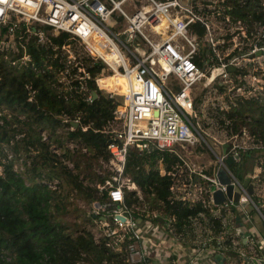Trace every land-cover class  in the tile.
Here are the masks:
<instances>
[{"label":"built area","instance_id":"built-area-1","mask_svg":"<svg viewBox=\"0 0 264 264\" xmlns=\"http://www.w3.org/2000/svg\"><path fill=\"white\" fill-rule=\"evenodd\" d=\"M108 1L111 5L106 0H0V56L14 68L29 67L36 70L29 50L30 40L35 38L38 42H48L51 47H55L52 37L62 32H68L88 55L105 63L102 75L96 77V83L104 93L118 100L114 109L117 126L113 125L110 129L114 133L108 143L110 158L101 159L102 168L109 172V176L105 181L95 182L104 198L96 199L88 206L89 213L94 215L89 229L95 240L103 242L115 252L126 253V264H204L201 260L212 264V254L227 248L225 240L229 239L231 244L228 248L233 256L244 259L242 264H254L252 258L257 261L255 264H263L259 253L252 257L249 251L243 250L241 239L235 237L233 230H213L211 217L195 219L198 225L191 231L189 229L194 225V219L190 218L186 230H178L174 215L168 219L160 211L147 208L148 204L130 205L126 192L135 190L139 195L142 192L131 174L126 172V167L132 150L147 151L156 147L173 152L183 160L177 145L187 147L208 144L219 161L217 168L213 167L212 171L211 168L200 170L203 172H199L198 177L208 180L205 188L201 182L197 183V172L191 171L187 176L183 174L179 162L168 167L160 160L164 166L162 171L160 167V172L174 177L170 186L171 204L182 201L192 206L195 203L201 207L210 206L216 214L213 215L217 217L216 221L223 217V209L234 212V208L248 215L247 221H252L249 216L251 207L264 217L254 199L256 193L251 192L246 184L251 169L244 171V178L248 180L243 181L226 162L227 156L232 155L237 160L245 151L263 149L264 143L255 142L247 129L238 132L229 130L226 140L215 136L214 141L220 147L216 151L210 142L208 125L203 121L205 102L218 99L217 103H221V94L211 95L215 90L223 93V88H228L241 93L235 97L236 102H232L231 107L238 104L241 96L258 97L264 102V65L259 68L255 62L264 55V46L252 41L249 50H241L236 54L233 53L234 49L226 51L223 43L219 42L223 41V27H218V33L213 34L210 23L213 15L207 13L208 8L214 7V11L221 10L223 13V0ZM126 2L130 5L137 2L133 12L124 6ZM193 23L210 30L203 55H198L201 53L200 41L189 35ZM123 34L127 37L123 38ZM138 35L148 42L149 50L140 46L137 52L130 46L129 41ZM182 38L190 44L189 49H186ZM109 47L112 59L103 53ZM123 48L130 53L129 57ZM62 49L68 53V61L55 83H59L60 89H63L67 82L74 87L72 82L78 81V90H87L91 72L82 60L76 58L72 43H64ZM244 59L249 61L251 68L246 63L242 64ZM201 62H206L208 68H203ZM242 66L248 67L250 73H233ZM71 69H74L72 74ZM105 70L110 72L104 73ZM68 72L69 76L66 74ZM111 74L124 76L128 81V90L121 92L118 88L109 89L101 85L99 79ZM172 74L177 75L183 83L178 90H172L168 85ZM198 87H201L199 94ZM33 97L34 92H31L30 99ZM91 97L87 95V99ZM214 108L219 115L225 116L223 118L226 121L223 122V118L220 121L227 123L228 117L223 111L230 108L220 105ZM224 144H228L226 151H223ZM262 164L263 161L258 163L260 167ZM220 171L229 176L234 190L240 192L237 201L228 197L220 204L214 202V190L225 191L228 185L219 176ZM260 171L255 166L253 172ZM245 201H250L251 205ZM148 222L156 223L160 229L145 226ZM217 227L219 229L221 226ZM255 230L264 239L253 224L247 234L248 243L255 242ZM229 234H232L230 238ZM180 243L185 249L187 246L189 258L182 259L186 250L183 252L178 247ZM156 250H160L158 257L153 253Z\"/></svg>","mask_w":264,"mask_h":264},{"label":"trees","instance_id":"trees-1","mask_svg":"<svg viewBox=\"0 0 264 264\" xmlns=\"http://www.w3.org/2000/svg\"><path fill=\"white\" fill-rule=\"evenodd\" d=\"M215 8H208L207 13L212 14ZM223 20L225 30L244 25L250 40L264 46L263 0H223ZM52 40L55 47L30 40L36 70L14 68L0 56V264H126V253L113 251L96 241L90 229L73 228L65 218L71 211H82L86 221H94V215L73 205L77 198L84 200L85 206L104 198L95 182L109 176L101 159L108 160L111 155L108 143L114 135L111 126L117 124L114 109L118 100L96 83L105 67L103 60L88 55L68 32ZM64 43H72L76 58L92 74L85 91L78 90V81L63 89L51 84L67 65ZM247 71L242 66L233 73ZM110 78L114 76L104 80ZM87 95L92 97L87 99ZM223 112L233 122L227 124L233 132L247 129L255 142L264 143V102L260 98L241 96L238 104ZM72 120H78L79 125L74 126ZM249 158L253 159L251 150L229 164L243 181L247 180L244 171L251 165L244 162ZM160 160L168 167L175 162L183 165L177 154L166 150L131 151L126 172L138 183L142 195L127 191L128 203L148 204L151 210L174 215L178 230H186L190 218L202 216L211 217V228L217 230L222 222L215 220L210 206L182 201L171 204L174 177L160 172ZM258 180L264 183V172ZM254 199L264 214V197ZM250 211L257 212L254 207ZM225 214L227 209H223V217ZM262 223L264 236V220Z\"/></svg>","mask_w":264,"mask_h":264},{"label":"rangeland","instance_id":"rangeland-1","mask_svg":"<svg viewBox=\"0 0 264 264\" xmlns=\"http://www.w3.org/2000/svg\"><path fill=\"white\" fill-rule=\"evenodd\" d=\"M134 1L135 0H129V2H134ZM139 1H143V0H139ZM129 2H126L124 4V6L128 9L129 12H133L135 10L137 2H135L134 5H130ZM106 3L108 5H111V3L108 0H106ZM212 15H213V17L211 16V18H210V23H211V27H212L211 31L213 34L216 35L218 33V27H223V22H224L223 13L221 10H218V11H213ZM229 29L230 30L227 31V29L225 30L223 27V41L222 42L219 41L220 43H223V47L226 48V51L234 49L233 53L236 54L241 50H245V51L249 50L250 49L249 48L250 43L252 41L250 40V38L248 39V37L245 38L247 35L246 34L247 29L245 28V26L244 25L243 26L232 25V27H230ZM228 33L229 34L231 33V36H229ZM234 33H235V35L233 36ZM189 35L197 38L200 41L201 53H198V55H203L204 50L206 49L204 47V44L207 41L208 37L210 36V30L207 29L206 27H200L198 24L193 23L190 26ZM182 42L184 43L186 49L190 48V44L187 42L186 39L182 38ZM78 44H79V42H78ZM129 44L137 52H139L138 47H140V46L147 49V50L150 49L148 42L145 41L141 35H138L135 39L130 40ZM78 47H80V46H78ZM123 52L129 57L130 53L125 48H123ZM112 58H113V55H111V59ZM255 62L257 64V66H259V68H261V66L264 65V55H262L260 58L256 59ZM244 63H246V66L250 67L248 60L244 59L242 61V64H244ZM104 66H105V64H104ZM201 66L205 69L208 68V64L206 62H201ZM246 66H244V67H246ZM248 67H246V68H248ZM252 69H254V66L252 67ZM108 72H110V71H106V70L104 71V73H108ZM249 73H250V71L247 74H249ZM103 78H105V77H103ZM51 84L55 88L60 89L59 83L57 84V83L53 82ZM68 84L69 83L67 82L66 85H68ZM168 85L172 90L173 89L178 90L183 86V83L177 75L172 74L169 77ZM199 90H201V87L197 88L198 94H199ZM219 94L222 95L221 103H217L218 99H211L210 101L205 102V104L203 106L204 111H205V114L203 115V121H205L208 125V131L210 134V136H209L210 142L213 145V147L216 149V151H219L220 147H219V145H217V143H216L217 141L216 142L214 141L215 136L218 138H223V140H226L227 138H229L228 131L232 130V127H227V123L230 122V124H233V122L228 118H227V123H223L222 121H220V118H223L225 116H223V114L219 115L214 107L217 105H220V106H223L224 108H230L231 103L236 102L235 97L241 95L240 92H235L233 90H229L228 88H223V93H222V91L215 90L212 92L211 95H212V97H214L215 95L219 96ZM120 97H122V95H120ZM215 101H216V103H214ZM224 115H226V114H224ZM116 126H117V124H115L114 127H116ZM222 128H223V131H222ZM73 144L74 143H70L71 146H73ZM207 146H208V144H207ZM207 146H205L203 143L193 145V146H187V147H184L182 145L176 146L177 150L180 151V153L183 157V165H181L183 168V174H187V176H188V174L191 173V171L197 172L196 173L197 174L196 179L201 180V181H197V183L201 182V185L203 186V188H205V186L207 185L208 180L204 179L201 176L198 177L199 172H203V170L202 171H200V170L203 168L204 169L208 168L210 170V168H211V171H212L213 167L217 168V163L219 161L218 156L215 154V152L212 150V148L209 146L207 147ZM254 150H256V149H253L251 151V154H254L253 153ZM257 160H259V161H257ZM260 161H263V164L261 165V167L258 165V163ZM160 162H159V165H160L161 171H162L164 169V166ZM244 163H245V165L251 164L250 169H252V170H250V172L248 173V177H249L248 183H250L251 181L254 183L256 182L255 184L257 185V188L255 189L256 191H254L256 193V196L264 197V183L259 182V180H258V178H260V175L264 172V150L258 149L257 153H255L253 155V159L249 158L248 160H245ZM186 164L189 166V168ZM211 165H212V167H211ZM255 166H256V170H262V171H260L259 173L258 172L254 173L253 171H254ZM247 169H249V167ZM191 184L194 185L193 182ZM204 193H205V191H204ZM201 198H202V196L200 195L199 200H201ZM197 201H198V199H197ZM75 202L76 203L73 206H77V207H79L83 210H87L89 212L88 206L84 205V200L77 198L75 200ZM245 202L249 203L251 205L250 201H245ZM129 204L133 205L132 203H129ZM195 204H196V206L200 205L197 203H195ZM134 205H138V204H134ZM147 208H149V206ZM239 213H240V211H238V210H237L236 214L233 211L231 212L232 216H236V217H237V215H239ZM255 214L257 215L256 218L258 220V221H256V219H255V223L258 226L261 224V227H262L263 226V223H262L263 218L260 215V212L257 211V212H255ZM164 215L168 219L171 218V215H169V214H164ZM241 216L244 217V221H246L245 222L246 227H249V225L252 226L254 224V221H247L246 217L248 215L242 214ZM249 216L252 217V215H249ZM65 218L71 223L73 228L82 227V228H88L89 229V227L91 226L90 223L92 222V221L91 222L86 221L85 214L82 211H71L69 214L65 215ZM75 221H77L78 224ZM193 222H194V225L190 227V229H189L190 231L194 230V227H196V225H198V222L195 219ZM147 225L151 226L154 229H160V226L157 225L156 223L152 224V222H148L145 226H147ZM176 225H177V223H176ZM168 227H170L169 224H168ZM257 232L258 231L255 230L256 241H257V244H258V246L261 249V252L263 254V264H264V240H263V237L260 236ZM146 242H147V240H146ZM182 243H180L178 245V247L181 250H183V252H185V250H186V253L184 255H182V259L189 258L190 254L188 253V248L186 246V249H185ZM189 248L192 252V249H193L192 245H190ZM153 253L155 255H157V257L160 256V250H156Z\"/></svg>","mask_w":264,"mask_h":264},{"label":"crops","instance_id":"crops-1","mask_svg":"<svg viewBox=\"0 0 264 264\" xmlns=\"http://www.w3.org/2000/svg\"><path fill=\"white\" fill-rule=\"evenodd\" d=\"M109 57L111 58L110 54H109ZM127 88H128V82H127ZM250 213L252 215V221H254V226H256V228L261 230V224L258 226L255 223V219H256V221H258L256 218L257 215L255 214V212L253 213L252 211H250ZM241 215H242V213H239V215H237V217L232 216L231 211L227 210V214H225L224 217H220L222 225L219 229H217V232H219L223 228V220H224L225 226H224L223 232L226 230H229V229L233 230L236 234L235 237L237 239H241V244L244 246L243 250L249 251L251 253L249 255H251L252 257L255 256V254L259 253L261 255L262 263H263V254H262L261 249L259 248V246L257 244L256 236H255V242L254 243L253 242L248 243L247 234H248V232H250L249 229L253 225L252 226L249 225V227H246L245 226L246 221H244V217H242ZM239 217L243 221L241 226L237 225V218H239ZM234 219H235V224H234ZM263 220H264V218H263ZM239 227H241L243 232H245L247 240L246 239L244 240L243 236L239 234V232H238ZM231 236H232V234L231 235L229 234V238ZM225 242H226L225 244H226L227 248H225L224 250L219 249V250L215 251L214 254H212V257H211L212 261H213L212 264H242L244 259L241 257L233 256L234 254L232 253L231 249H229L230 248L229 245L231 244L229 239H226ZM252 259H253L254 264L257 263V261L254 258H252ZM201 262L204 264H207V260H201ZM192 264H194V263L192 262Z\"/></svg>","mask_w":264,"mask_h":264},{"label":"water","instance_id":"water-1","mask_svg":"<svg viewBox=\"0 0 264 264\" xmlns=\"http://www.w3.org/2000/svg\"><path fill=\"white\" fill-rule=\"evenodd\" d=\"M184 1L188 2L189 0H184ZM126 37H127V35H126V34H123V38H126ZM261 52H262V51H261ZM232 68H234V66H233ZM93 94H94V97H96V96L98 95V93H97L96 90L93 91ZM72 124H73L74 126H78V125H79V121H78V120H72ZM227 147H228V144H224V145H223V150L226 151V150H227ZM155 148H156V147H155ZM254 154H255V152H254ZM254 154H252V156H253ZM234 159H235V158H234L232 155L227 156V157H226V162H227L228 164H230L231 162L234 161ZM219 176H220L221 179H222L225 183H227L228 185H227V189H226L225 191H223V190H221V189H215V190H214V192H213V199H214V202H215L216 204H220V203H222V202H223L226 198H228V197H230V198H234V200H238L239 195H240V192H239L238 190H234V185H233L232 183H230V178H229V176H228L224 171H220V172H219ZM196 177H197V175H196ZM249 190H250L251 192H253V190H254V188H253V184H252V183L249 185ZM161 221H163V220L161 219ZM242 222H243V221L241 220L240 217L237 218V225H238V226H241ZM238 232H239L240 235L243 236V239L245 240V239H246V234H245V232H243V230H242L241 227H239Z\"/></svg>","mask_w":264,"mask_h":264},{"label":"bare ground","instance_id":"bare-ground-1","mask_svg":"<svg viewBox=\"0 0 264 264\" xmlns=\"http://www.w3.org/2000/svg\"><path fill=\"white\" fill-rule=\"evenodd\" d=\"M111 47L109 48H105L103 50V53L109 58V54L112 55V52L110 51ZM109 77V76H114V78H110V79H107V80H104L105 78ZM106 76H103L99 79V82L101 83V85L103 86H106L107 88L109 89H115V88H118L121 92H123L125 89L128 90L127 88V80L124 76H121V75H114V74H111V75H106ZM119 84V85H118Z\"/></svg>","mask_w":264,"mask_h":264},{"label":"clouds","instance_id":"clouds-1","mask_svg":"<svg viewBox=\"0 0 264 264\" xmlns=\"http://www.w3.org/2000/svg\"><path fill=\"white\" fill-rule=\"evenodd\" d=\"M232 69H234V68H232ZM228 148V147H227ZM154 149H156V148H154ZM224 151V150H223ZM257 153V150H255V151H253V153ZM235 161H237L236 159H234V162ZM254 163V162H253ZM255 164V163H254ZM249 169H250V166H249ZM252 170V169H251ZM248 180V179H247ZM246 184H248V187H249V185L251 184V182L250 183H248V182H246ZM253 184V188H254V183H252ZM255 191V189L253 190V192ZM256 196V194L254 195V197ZM239 199V198H238ZM237 201V200H236ZM263 213V212H262ZM261 215V214H260ZM264 215V214H263ZM262 216V215H261ZM262 218H264L263 216H262Z\"/></svg>","mask_w":264,"mask_h":264}]
</instances>
